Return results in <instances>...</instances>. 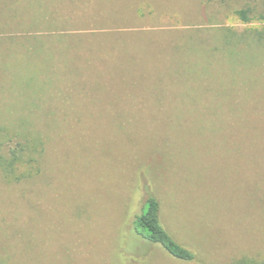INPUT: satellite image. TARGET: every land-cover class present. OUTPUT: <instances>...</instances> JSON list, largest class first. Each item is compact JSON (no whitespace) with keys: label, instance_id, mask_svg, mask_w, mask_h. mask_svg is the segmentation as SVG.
<instances>
[{"label":"rangeland","instance_id":"obj_1","mask_svg":"<svg viewBox=\"0 0 264 264\" xmlns=\"http://www.w3.org/2000/svg\"><path fill=\"white\" fill-rule=\"evenodd\" d=\"M28 136L0 264H264V0H0V154ZM151 194L195 260L136 234Z\"/></svg>","mask_w":264,"mask_h":264},{"label":"trees","instance_id":"obj_2","mask_svg":"<svg viewBox=\"0 0 264 264\" xmlns=\"http://www.w3.org/2000/svg\"><path fill=\"white\" fill-rule=\"evenodd\" d=\"M241 12L244 17L247 16V10ZM258 90L259 88L257 89V84H255L248 88V92L246 90L244 92L255 100L256 97L252 94H255ZM42 148V141L39 137L28 136L24 142L17 143L9 151V154H0V167L11 180L33 179L41 172V165L36 164L39 162L38 158L42 154ZM161 209L159 199L153 194L149 195L140 213L135 216L132 223L136 234L145 241L161 245L171 256L177 259L183 261L195 260V253L178 242L162 225Z\"/></svg>","mask_w":264,"mask_h":264}]
</instances>
